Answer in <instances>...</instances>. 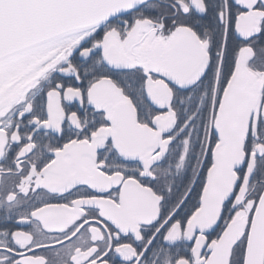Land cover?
<instances>
[{"label": "snow or ice", "instance_id": "1", "mask_svg": "<svg viewBox=\"0 0 264 264\" xmlns=\"http://www.w3.org/2000/svg\"><path fill=\"white\" fill-rule=\"evenodd\" d=\"M0 264H264V0H0Z\"/></svg>", "mask_w": 264, "mask_h": 264}]
</instances>
